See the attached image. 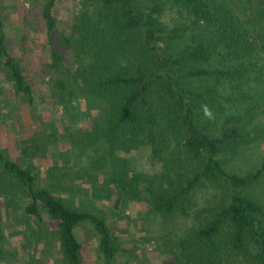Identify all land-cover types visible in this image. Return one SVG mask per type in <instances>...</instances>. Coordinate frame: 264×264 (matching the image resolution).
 <instances>
[{
    "label": "trees",
    "instance_id": "obj_1",
    "mask_svg": "<svg viewBox=\"0 0 264 264\" xmlns=\"http://www.w3.org/2000/svg\"><path fill=\"white\" fill-rule=\"evenodd\" d=\"M55 4L46 0L40 12L53 100L67 109L72 98L84 97L89 110L102 109L93 128L71 137L79 143L78 156L87 155L76 173L93 181L100 173L106 179L103 194L115 195V206L127 197L145 202L153 219L186 218L184 202L203 187L218 190L219 202L206 216L197 214L175 239L176 259L165 264H264V207L244 193L264 175V158L242 176L229 173L218 157L226 145L243 141L242 117H223L213 135L204 127L201 107L220 96L205 84L232 85L250 71L233 66L239 55H264V0H80L69 33L57 26ZM67 51L79 62L74 71L65 64ZM0 67L33 105V85L7 50L1 20ZM54 138L40 133L28 150L37 154ZM142 147L149 148L152 160L162 157L165 170L134 174L136 188L129 194L118 154ZM35 180L32 171L0 150V196L20 197L23 216L37 226L46 225L44 219L52 224L51 231L39 232L42 259L56 243L53 264H82L76 229L88 224L98 237V260L114 264L117 251L105 219L71 207L49 187H36Z\"/></svg>",
    "mask_w": 264,
    "mask_h": 264
},
{
    "label": "rangeland",
    "instance_id": "obj_2",
    "mask_svg": "<svg viewBox=\"0 0 264 264\" xmlns=\"http://www.w3.org/2000/svg\"><path fill=\"white\" fill-rule=\"evenodd\" d=\"M45 1L0 0V20L7 50L20 62L35 92L34 104L29 105L0 67V150L5 157L34 173L36 187H49L71 207L104 218L117 251L114 264L173 262L178 253L175 239L191 226L197 214L200 218L206 216L205 212L219 202L221 194L208 186L203 187L184 202L186 218L178 215L175 221L162 217L153 219V216L147 217L145 202L127 197L115 206L116 196L103 194L106 179L100 173L95 182L76 173L77 166L87 163V155L78 156L79 143L75 146L71 137H79L78 130L93 128L102 109L89 110L84 97L72 98L67 109L62 103L54 102L50 48L40 16ZM154 1L168 0H142L143 4ZM80 8V0H56L53 15L60 31L70 32ZM62 47L61 51L65 52ZM239 56L232 62L233 66L247 67L250 71L242 79L234 80L232 85L226 82L205 84L218 90L220 96L214 103L208 102L214 119L203 116L202 120L204 127L216 135L223 117H242L243 141L238 146L226 145L218 157L229 173L242 176L255 170L264 158V55H256L255 59L252 55L248 59ZM64 60L71 71L79 66L69 51ZM40 133H54L52 145L43 143L40 152L30 153V140ZM118 156L117 162L128 176L126 191L129 194L136 188L131 183L134 174H161L165 170L163 158L152 160L148 147ZM104 158V162L111 163L106 156ZM244 193L264 207V175ZM22 204L18 196H0V264H53L56 243L51 245L50 255L42 259L43 240H39V232L51 231L52 224L44 219L46 225L39 227L36 222L26 220ZM76 235L82 245V264H101L97 258L98 237L92 228L83 224L76 229Z\"/></svg>",
    "mask_w": 264,
    "mask_h": 264
},
{
    "label": "clouds",
    "instance_id": "obj_3",
    "mask_svg": "<svg viewBox=\"0 0 264 264\" xmlns=\"http://www.w3.org/2000/svg\"><path fill=\"white\" fill-rule=\"evenodd\" d=\"M201 107H202L203 115L205 118L214 119L213 113L208 105L205 104V105H202Z\"/></svg>",
    "mask_w": 264,
    "mask_h": 264
}]
</instances>
